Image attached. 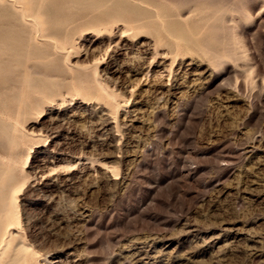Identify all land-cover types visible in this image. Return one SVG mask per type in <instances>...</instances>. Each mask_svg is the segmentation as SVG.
<instances>
[{"label": "rangeland", "instance_id": "obj_1", "mask_svg": "<svg viewBox=\"0 0 264 264\" xmlns=\"http://www.w3.org/2000/svg\"><path fill=\"white\" fill-rule=\"evenodd\" d=\"M38 2L44 56L0 53L15 241L62 264H264V0Z\"/></svg>", "mask_w": 264, "mask_h": 264}, {"label": "bare ground", "instance_id": "obj_2", "mask_svg": "<svg viewBox=\"0 0 264 264\" xmlns=\"http://www.w3.org/2000/svg\"><path fill=\"white\" fill-rule=\"evenodd\" d=\"M41 6L42 4L38 0H0V18L7 17L8 19L9 17L11 21L14 19L17 23V25H13L8 22L7 26L0 24V53L9 54L10 58L15 61L13 63L22 65L24 58L28 56L36 55L38 58L44 56L42 41L40 40V42L39 36H37V34L39 35L38 32H41L45 27L40 19ZM41 12L43 11L41 10ZM55 45L61 47V41H57ZM2 63L0 62V66ZM90 75L96 88L108 95L109 100L116 105L115 113H118L120 104L112 99L114 95L113 92L109 91V87H105L100 81L98 63ZM28 78L29 75L24 74L23 80L27 81ZM40 116H42L41 112H39L38 117ZM9 141L13 142L9 140L6 128L1 125L0 142L9 143ZM30 160L31 154L28 153L19 170L20 173L25 171ZM77 165L78 163L70 164L68 168L72 170ZM115 174H118L117 169L114 170ZM18 181L13 168H10L4 160L0 159V264H62V262L59 263V258L52 257L50 252L40 253L29 242L15 241V237L18 235L17 228L21 224L18 191L22 189L25 183L22 182L23 180Z\"/></svg>", "mask_w": 264, "mask_h": 264}]
</instances>
